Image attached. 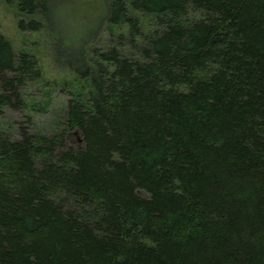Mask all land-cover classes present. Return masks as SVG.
<instances>
[{"label": "trees", "instance_id": "obj_1", "mask_svg": "<svg viewBox=\"0 0 264 264\" xmlns=\"http://www.w3.org/2000/svg\"><path fill=\"white\" fill-rule=\"evenodd\" d=\"M82 2L52 131L0 126V264H264V0ZM40 77L0 35V117Z\"/></svg>", "mask_w": 264, "mask_h": 264}, {"label": "rangeland", "instance_id": "obj_2", "mask_svg": "<svg viewBox=\"0 0 264 264\" xmlns=\"http://www.w3.org/2000/svg\"><path fill=\"white\" fill-rule=\"evenodd\" d=\"M73 1V2H72ZM74 3H79V5ZM82 0H59L51 3V11L46 18V31L22 32L18 28L19 10L17 1L9 3L0 0V35H3L16 53H28L35 57L41 70L38 82L28 84L23 93L26 107L21 110L6 109L0 117V126L11 132L18 127L39 130L50 133L52 126L61 117V111L69 99L70 90L77 88L81 83L76 75L71 72L68 64L74 65L77 61L75 51L67 53L64 47L52 40V31L56 27V16L62 22L59 30L66 37L75 33L79 36L78 29L82 30L88 25V16L83 12ZM71 6L77 10L71 11ZM124 30V29H123ZM125 31V30H124ZM51 33V34H50ZM102 39L106 34H101ZM53 37V38H52ZM83 37V36H82ZM84 38V37H83ZM98 43L99 40L97 39ZM71 49V47H68ZM30 123L28 124V122ZM72 146H81L79 135L70 137Z\"/></svg>", "mask_w": 264, "mask_h": 264}]
</instances>
